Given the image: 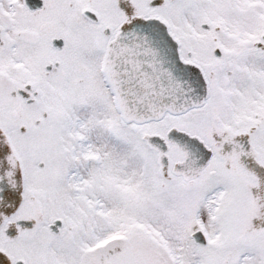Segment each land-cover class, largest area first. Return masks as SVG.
I'll return each mask as SVG.
<instances>
[{
    "label": "snow or ice",
    "instance_id": "obj_1",
    "mask_svg": "<svg viewBox=\"0 0 264 264\" xmlns=\"http://www.w3.org/2000/svg\"><path fill=\"white\" fill-rule=\"evenodd\" d=\"M0 264H264V0H0Z\"/></svg>",
    "mask_w": 264,
    "mask_h": 264
}]
</instances>
